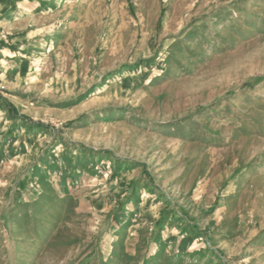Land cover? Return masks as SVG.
<instances>
[{"label": "rangeland", "instance_id": "374dc122", "mask_svg": "<svg viewBox=\"0 0 264 264\" xmlns=\"http://www.w3.org/2000/svg\"><path fill=\"white\" fill-rule=\"evenodd\" d=\"M0 264H264V0H0Z\"/></svg>", "mask_w": 264, "mask_h": 264}]
</instances>
